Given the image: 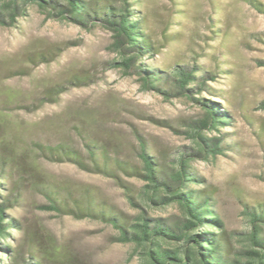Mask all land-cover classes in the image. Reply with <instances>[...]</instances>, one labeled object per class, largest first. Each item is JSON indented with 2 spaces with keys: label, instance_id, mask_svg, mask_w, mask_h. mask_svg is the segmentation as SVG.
<instances>
[{
  "label": "rangeland",
  "instance_id": "rangeland-1",
  "mask_svg": "<svg viewBox=\"0 0 264 264\" xmlns=\"http://www.w3.org/2000/svg\"><path fill=\"white\" fill-rule=\"evenodd\" d=\"M252 3L264 9V0H144L147 33L156 51L138 61L160 71L187 61L204 72H218L214 80L205 77L204 86L196 85L199 90L191 96L216 104V112L229 118L208 133L221 140L222 153L190 167L198 179L192 188L209 194L230 257L245 247L242 233L249 229V217L244 212L264 213V13ZM111 44V34L101 28L87 31L58 22L36 7H28L14 27H0V99L8 94L27 105L0 119V137L21 134L20 175L12 180L18 202L5 211L14 225L0 240L10 253L19 251L17 264H29L26 245L31 243L52 250L51 264H143L132 244L117 242L118 230L111 225L40 210L45 201L30 182L44 176L88 189L129 221L139 213L160 221L178 216L175 207L146 208L137 197L140 180L120 174L117 182L29 154L31 141L83 149L75 125L112 157L138 165L140 141L159 164L193 148L186 131L189 123L202 119L205 107L190 96L166 98L143 90L138 75L126 76L115 66ZM49 52L57 54L51 62L28 60ZM52 87L63 93L39 106L38 99ZM6 190L5 184L0 202ZM259 225L264 237V222ZM0 264H7L1 254Z\"/></svg>",
  "mask_w": 264,
  "mask_h": 264
},
{
  "label": "trees",
  "instance_id": "trees-1",
  "mask_svg": "<svg viewBox=\"0 0 264 264\" xmlns=\"http://www.w3.org/2000/svg\"><path fill=\"white\" fill-rule=\"evenodd\" d=\"M252 4L264 13L260 5ZM28 7H36L49 19L65 21L87 31L101 28L109 32L118 60L115 66L126 76L138 75L143 90L158 92L166 98L190 96L206 109L202 119L189 123L190 128L186 131L193 148L180 151L169 164L163 161L159 164L149 155L142 141L138 152L140 165L112 157L104 146L92 142L77 125L73 128L83 140V149L65 143L44 145L30 142L33 151L29 154H36L49 163L73 164L82 172L112 178L117 182L120 174L140 180L143 185L137 191V197L141 203L148 209L175 207L178 216L174 220H152L139 213L129 221L98 201L88 189L45 176L42 180L30 182L34 192L45 201L39 206L40 210L75 220L94 219L111 225L118 230L117 242L132 244L143 264H264V237L259 225V222H264V213L254 209L244 212L249 217V229L242 233L245 247L230 257L225 238L218 233L222 224L211 209L209 194L192 188L198 179L191 171V163L206 161L222 153L221 140L209 137L208 133L218 131L219 126L225 125L229 118L216 112L213 107L216 104L196 99L191 93L199 90L196 85H205V77L214 80V74L218 72H204L201 66L195 63L190 66L187 61L176 63L165 71L139 63L140 57L156 51L147 33L148 10L144 0H0V27H14L17 18L26 16ZM56 55L54 52L38 53L28 60L47 63L53 61ZM199 73L202 77L197 76ZM60 89H48L44 97L38 99L39 106L44 105L45 100H54L62 94ZM11 97L5 94L0 99V119L7 111L27 110L26 104ZM260 108L264 109V101ZM19 138V133L0 137V190L5 184L7 186L0 202V240L6 239L9 228L14 225L5 211L18 202L15 194L19 196V192L12 180L14 174L20 175L17 164L22 152L17 146ZM126 198L134 204L132 195L126 194ZM26 252L29 264H51L53 261L52 250L40 249L36 244H27ZM0 254L7 264H17L20 255L18 250L10 253L7 247L1 245Z\"/></svg>",
  "mask_w": 264,
  "mask_h": 264
}]
</instances>
